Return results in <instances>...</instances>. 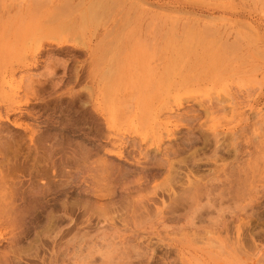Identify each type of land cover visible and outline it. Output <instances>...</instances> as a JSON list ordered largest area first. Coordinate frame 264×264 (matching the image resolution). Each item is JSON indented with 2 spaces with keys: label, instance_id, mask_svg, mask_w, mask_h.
<instances>
[{
  "label": "rangeland",
  "instance_id": "374dc122",
  "mask_svg": "<svg viewBox=\"0 0 264 264\" xmlns=\"http://www.w3.org/2000/svg\"><path fill=\"white\" fill-rule=\"evenodd\" d=\"M0 264H264V0H0Z\"/></svg>",
  "mask_w": 264,
  "mask_h": 264
},
{
  "label": "bare ground",
  "instance_id": "6f19581e",
  "mask_svg": "<svg viewBox=\"0 0 264 264\" xmlns=\"http://www.w3.org/2000/svg\"><path fill=\"white\" fill-rule=\"evenodd\" d=\"M51 27L52 28H54V29H63V31H65L64 30V28H67V26L65 25V24H62L61 22H52L51 23ZM34 32H35V30H34ZM31 33H33V32H31ZM37 33H39V35L37 36V37H39V36H41L43 33L41 32V35H40V32H37L36 31V33H35V35L37 34ZM34 34V33H33ZM31 37V36H30ZM34 37V36H33ZM35 38H36V36H35ZM31 40V39H30ZM184 53H186V52H184L183 51V54ZM197 56H200V55H197V54H195V61L193 62L194 64L192 65V62H188V61H186L185 63V65H183L180 69L183 71L182 72V79H181V81L180 82H178L177 84L178 85H189L190 84V86H191V84H202V83H208V82H211L212 81V79L215 77V75L214 74H212V69L211 68H209V67H207V70L205 69L204 70V72L203 71H200V73H195V74H192V73H190L191 72V69H192V67L193 66H195L196 65V67H197V63L198 62H196V60H198V58L199 57H197ZM7 81V80H6ZM8 82V81H7ZM173 85V84H172ZM174 85H176V84H174ZM31 87V86H30ZM173 87V86H172ZM90 91V90H89ZM85 94V93H84ZM84 94H82L81 92H78L77 93V95L81 98L82 96H85ZM15 95V94H14ZM88 96H91V93L89 92L88 94H87ZM10 97H11V95H8V94H5V98L8 100V101H10L11 99H10ZM13 99V98H12ZM79 100V99H78ZM219 100V99H218ZM13 101H14V99H13ZM5 102H6V100H5ZM9 103V102H8ZM12 103V102H11ZM15 104H16V102H14ZM9 105V104H8ZM12 105V104H11ZM204 106V105H203ZM212 109V108H211ZM211 109L210 110H207L206 111V113L208 114V112H210V114H211ZM213 110V109H212ZM215 110V109H214ZM241 116V115H240ZM242 117V116H241ZM244 120V119H243ZM158 140V139H157ZM157 140H155L154 141V145L156 146V147H160V141H157Z\"/></svg>",
  "mask_w": 264,
  "mask_h": 264
}]
</instances>
